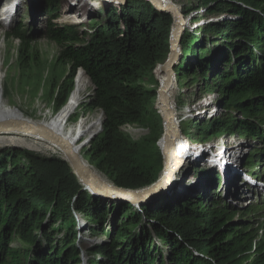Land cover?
<instances>
[{"label":"rangeland","instance_id":"1","mask_svg":"<svg viewBox=\"0 0 264 264\" xmlns=\"http://www.w3.org/2000/svg\"><path fill=\"white\" fill-rule=\"evenodd\" d=\"M129 1L124 0L105 7L100 0H0V9L8 2H13L17 3L13 6L14 8L24 10L16 20L13 19V23L5 26L0 24V97L6 102L0 103V123H5L6 119H24V123H28L26 119L38 120L40 116H45L47 119L42 126L55 123L66 106L77 81L87 76L82 70L84 76L75 78L79 69L76 71L73 87L68 93L66 102L58 110L55 97L64 80L71 74V68L70 65H66L65 61H60L62 47L52 37V30L71 27L69 31L74 35L77 34L78 40L75 44L68 42L65 46H83L93 32V27L104 24L112 13L119 14L122 11L125 14L129 13ZM134 1L136 3L133 6L138 12H142L143 15L150 12L144 7L145 0ZM169 2L178 7L183 14L185 24L188 23L186 27L184 25L179 43L181 49L179 56L185 57V63L195 65L197 62L191 53V48H202L206 52L203 57L210 77L216 76L215 78L219 79V73L228 71V69L231 71L234 67V60L232 58L231 61L229 60V57L233 55L229 44L220 40L214 32L202 33V30L209 25L235 21L238 17L226 12L225 7L214 6L213 0H170ZM236 6L253 11L264 20V16L252 7L242 3H236ZM218 8L222 11L211 13ZM38 9L43 13L39 18L36 14ZM72 10L78 14L76 18L78 24L58 23L64 15L74 14ZM24 14L27 18L30 15L33 19V22H30L33 25H28L29 20L22 16ZM19 26H21L20 33L24 35V39L30 41L28 44L23 45L20 40L9 38ZM172 28L173 23L169 29V44ZM187 36L190 39L185 44L184 40ZM225 51H231V54L228 55ZM257 54L255 53V56L260 57ZM224 60L229 64V68H226L228 64L226 65ZM160 65L162 64L157 65L153 71V78L142 83L144 88L153 90L157 94L156 101H153L150 108L152 118H147L143 124L129 126L138 131L134 135L125 131L128 125L121 128L122 133L130 138L133 144L154 139L155 148L148 147V152L146 151L145 168L147 170L155 167L156 154L162 156L159 145L163 146L164 139H166L164 123L159 112L160 80L155 73ZM162 76L164 74L160 77ZM175 82L176 89L170 92V103L173 112L180 116L179 140H185L187 146H199L200 151L206 156L214 150L224 149L222 146H225L233 150L235 157L237 156L235 148L228 142L236 141L238 146H243L241 161L230 172L227 191L225 192L223 188L221 173L218 171V166H223L225 162L219 156L218 160L222 161L214 162L212 164L215 165L214 167L211 164L206 165L203 159H197L203 162L198 163L200 169L193 174L198 177L199 183L193 185L185 194L180 193L183 191L180 190L178 191L179 196H162L163 198L143 202L142 205L130 206L124 202L116 204L113 199H102L89 192L81 193L78 186L81 182L63 154L51 146H46L41 141L43 138L37 136L38 134H25L9 144L14 147L0 146V176L3 178V180L0 178V184H5V188L12 187L15 178L11 174L19 171L25 182L32 186L29 191L23 190L22 197L28 208L27 213L18 222V226L8 230V233L12 234V239L7 242L8 247L20 252L24 264H41L39 261L44 256L62 264H114L107 249L115 241L120 243L115 256L123 257L124 260L131 258L133 254L145 256L141 253L149 252L151 253L149 258H154V264H174L171 242L176 241L186 249L188 254L193 256L191 259L195 260L196 264H209L208 260L193 247L197 238L192 235L185 238L168 229L165 218L169 215L175 218H188L190 212L187 213V211L210 214L213 210V202L217 203L216 216L233 217L230 221L234 222V225L250 229L252 232L256 231L255 241L263 238L264 194L258 191L262 188L251 186L249 180L243 181L236 171L242 172L257 184L264 181V130L255 127L253 133L242 135L244 131H238V127L229 128L232 120L241 117L238 113L240 109L226 106V102L222 101V95L204 93L200 75L193 74V70L177 75ZM66 85L69 86V81ZM93 95V86L89 81L83 102L80 104L81 108H84L82 111L84 114H81V109L77 108L70 118L67 130L75 136L81 135L82 139L87 142L86 145L77 146L76 149L88 167L94 170L101 180L117 187L94 164L90 163L88 151L91 141L94 138L100 139L102 136V126L101 129L97 127V122H100L98 115L103 118L100 110L85 112ZM228 99L229 97L226 100ZM205 100H213V102L206 104ZM215 121L223 122L225 129L213 126ZM37 142L42 144L35 145ZM145 146L151 145L145 144ZM221 153L220 151V155ZM179 154L180 150L178 159L181 161ZM201 155L203 156V153ZM206 161L210 163L212 160ZM193 175L191 174V179ZM189 176L190 174H187L184 177L188 179ZM212 178L216 180V184L210 188L212 184L209 180ZM211 189H214L217 195L211 196L213 194ZM9 206V215H11L16 204L12 202ZM127 209L129 211L124 214ZM4 211L3 206L0 214ZM176 213L179 214L174 215ZM159 214L161 217L157 216ZM152 216L154 219L150 218ZM8 233L6 236L9 238L11 235ZM145 233L148 235L147 238ZM119 235L120 239H117ZM71 241L73 243L69 245ZM39 246L43 251L40 250L37 255L38 249L36 248ZM128 247H130L129 255L126 251ZM0 256H5L2 249Z\"/></svg>","mask_w":264,"mask_h":264},{"label":"trees","instance_id":"2","mask_svg":"<svg viewBox=\"0 0 264 264\" xmlns=\"http://www.w3.org/2000/svg\"><path fill=\"white\" fill-rule=\"evenodd\" d=\"M213 1L214 6L225 7L226 12L238 19L209 25L202 30V33L212 31L220 37V40L229 44L233 54L229 60L231 61V58L234 60V67L231 71L228 69L219 73V79H216L214 74L215 77L212 78L204 63L205 50L192 47L191 53L197 63L195 65L185 63V57L181 56L175 66V77L193 70V74L200 75L204 93L222 95V101L226 102V106L240 109L237 112L241 114V117L232 120L229 128L238 127V131H244L242 135L253 133L255 127L264 130V20L253 11L236 6V3H242L264 16V0ZM135 3L136 1L133 2V0L128 2L129 13L125 14L123 11L119 14L112 13L104 24L93 27V32L83 46H65L68 42L75 44L78 40L77 34L74 35L69 31L71 27L56 28L51 33L62 47L60 61H65L71 68V74L64 80L55 97L57 109L59 110L66 102L68 93L73 87L76 71L84 70L94 90V95L85 112L100 110L103 114L102 136L100 139L94 138L91 141L88 151L90 163L94 164L115 186L130 190L150 186L162 167V156L156 154L155 167L148 170L145 168L146 151L148 152V147L155 148L154 139L133 144L130 138L122 133L121 128L126 125L143 124L147 118H152L150 108L153 101H156L157 94L153 90L144 88L142 83L152 79L157 65L163 64L167 59L170 53L169 29L173 23L170 14L158 13L150 3L144 1L146 11H150V14L146 12L147 15L138 12L133 6ZM221 8L211 13H218L222 11ZM20 29L21 26L9 38L20 40L23 45L28 44L30 41L24 39ZM188 39L190 38L187 36L184 40L185 44ZM231 51L225 52L230 55ZM255 53H258L260 57L255 56ZM225 64L228 63L225 61ZM226 68H229V64ZM82 76L84 74L79 73L75 78H82ZM67 81L69 86L66 85ZM227 97H229L228 100H226ZM78 108L81 109V114H84L82 112L84 108H81V105ZM98 117L100 122H97V127L101 129L102 117ZM213 126L225 129L221 121H215ZM145 144L151 146H145ZM11 175L15 178L12 187L5 188V184H0V209L5 207V211L0 214L2 227L0 250L2 249L5 255L0 256V264H24L20 252L8 247L7 242L12 239V234H9L8 230L18 226V222L27 213L28 208L22 197L23 190L29 191L32 186L25 182L19 171ZM0 178L3 180L2 176ZM215 183L213 179L212 186ZM78 186L81 189L79 183ZM3 190H5L4 194H2ZM211 191L213 192V194L210 193L211 196L217 195L214 189ZM12 202L16 206L9 215V204ZM114 203L120 202L114 201ZM216 208L217 203L213 202V210L210 214L187 211V213L190 212L188 218H175L169 215L165 218L166 225L168 229L182 237L187 238L188 235L196 237L197 242L193 247L208 260L209 264H242L243 262L264 264V235L263 238L255 241L256 231L252 232L250 229L234 225V222L230 221L233 217L216 216L218 209ZM127 211L129 209L124 214ZM164 213L167 214V212ZM157 216L161 217V214ZM150 218L154 219V216ZM7 233L11 235L9 238L6 236ZM145 234L147 238L148 235ZM117 239H120V235ZM72 243L71 241L69 245ZM171 244L174 264L197 263L178 242L172 241ZM119 247L120 243L115 241L107 249L114 264L155 263L154 258H149L151 257L149 252L141 253L145 256L133 254L127 260L122 259L123 257L118 258L115 254ZM36 249L39 255L42 249L40 246ZM129 249L130 247L126 248L127 255L130 254ZM39 262L62 264L52 258L47 259L46 256Z\"/></svg>","mask_w":264,"mask_h":264},{"label":"bare ground","instance_id":"3","mask_svg":"<svg viewBox=\"0 0 264 264\" xmlns=\"http://www.w3.org/2000/svg\"><path fill=\"white\" fill-rule=\"evenodd\" d=\"M160 1H161V3L164 6H171V7L176 8L178 11H180L178 9V7H176L175 4H174L175 5L174 6V5H172L169 2L170 0H160ZM13 2H8L7 4L3 5V7H2L3 10H5L4 13H3L5 19H7L9 14L12 17L11 18V22L9 24L13 23V19L16 20L17 16L22 14L23 11H24V10L22 11V10L14 8L13 6L16 5L17 3H13ZM21 7H23V5H21ZM36 14H38V18H39L41 16V14H43V13H42V11L40 12L39 9H38ZM0 15H2V14H0ZM22 16L26 17L25 14L22 15ZM26 19L29 20L30 24H28V25H33V23H31V22H33V19L30 18V15H28V18L26 17ZM28 20H27V23H28ZM58 23L75 25V24H78L79 22L76 21V16H73V13H72L70 15H68V14L64 15L63 18L58 20ZM184 25L186 27L188 25V23H186V24L184 23L183 24V26H182L183 30L185 28ZM3 26H5V25H3ZM177 52H178L177 57H179V53H181L180 47L177 49ZM178 62H179V60H178ZM78 72L79 73H84L82 70H79ZM155 73L158 76L160 82H162L165 79V75L160 77L161 74L163 75V73L161 71V68H157ZM175 81H176V77L174 76L173 83H172V85L170 87V90H169V94H170L169 104H170L171 109H172V106H171V103H170V98H171V93L176 89V82ZM88 85H89V81H88L87 77H83L82 79L77 81L76 86H75L73 92L71 93L66 106L60 112L59 118L57 119V121L55 123H53L51 125L47 124L46 126H42L43 122L47 121L45 116H40V118L38 120L37 119L36 120L26 119L25 121H27L28 123H24V119H6V120H4L5 123H0V125L8 124V123H24V124L31 125V126L42 127L44 129L50 131L51 133L58 135L59 137H61L65 141H67L70 144V146L73 149V151L75 153H77L78 155H80V153H78L76 147L77 146H84V145L87 144V142L82 139L81 135L75 136L71 131L67 130V128L70 125L71 116L76 112L77 108L83 102L84 92L86 91ZM204 97L206 98L207 95L204 96ZM212 102H213V100H207V101L205 100L204 101V103H206V104H211ZM0 103H6L5 99L0 97ZM172 112H173V109H172ZM173 114H174L175 124H176V126L178 128V131H179V127L178 126L180 125V123H179L180 116L175 114L174 112H173ZM98 116H100V115H98ZM100 117H102V116H100ZM164 129H165V132H166V139H164V145L163 146H159V148H160V150L162 152L164 151V149L166 147L165 145L169 142L168 140L171 138L172 130H173V129H171V125L170 124H164ZM125 131L128 134H131V135L136 134V131L134 129H132V128H126ZM28 133H33V132H25V131H4V132H0V146L5 145L4 147H7V145H8L10 148H11V146L14 147V145H9V144L14 143L16 140L20 139L23 135L28 134ZM137 133H138V131H137ZM33 134H35V133H33ZM37 136L43 138L41 141H43L46 146H51L54 149L58 150L61 154H63L65 160L69 163L65 153L63 152V150L59 146H57L54 142L44 138L40 134H38ZM163 136H164V134H163ZM228 143H229L230 146H233L235 148V154L237 153V156L235 155V157H234V155L232 153L233 150L231 148H228V147H225V146H222V147H224V149L214 150L213 152H211L210 155L206 156L204 154V152L200 151L199 146H187L186 145V141L184 140L183 146H177V152L179 153V150H180V154L179 155L181 156L180 169L178 170V172H175L172 181L169 182L164 187L163 192L161 191V193H157L154 197H152L150 199H145L142 202L131 203V202H129V200L124 199L122 197H118V196H111V195H104L103 196V195H101V196H97V197L102 198V199H113V201H115V202H124V203H128V204H130L132 206V205H142L143 202H149L150 200H155L157 198L159 199V197L161 198L162 196L163 197L172 196V195L173 196H179L178 195V191H180V190H183L180 193H182V194L184 193L185 194V192H187L193 185L199 183L198 177L193 175V174H196L197 171H199V169H200V165H198V163L202 162V161H198V160L199 159H203V162L205 161L206 165L207 164H211V166L214 167L215 165H212L214 162L220 163L222 161V160H218L219 156L222 157L220 159H224V162H225V164L223 166H221V167L218 166V171L221 173L220 178H221V181H222V184H223V188H224V190L226 192L228 183L230 182V172L233 170V168L237 167L238 164H239V161H241V158H242L241 148L243 147V146H238V143H236V141H234V142H232V141L230 142L229 141ZM39 144H42V143L37 142L35 145H39ZM223 145H225V144L223 143ZM22 146H24V145H22ZM218 147H220V146H218ZM19 148H21V147H19ZM220 151L222 152L221 155H220ZM202 153H203V156L201 155ZM80 156H82V155H80ZM189 158H191V159L188 160ZM206 160H212V161H210V163H209ZM196 161H197V163H196ZM69 165H70V163H69ZM194 168H197V169H194ZM187 174H190V176H189L190 178H188V179H187V177H184V176H187ZM191 174L193 175V179H191ZM77 177H78V175H77ZM79 180H80V178H79ZM183 180H185V181L183 182ZM212 180H213V178H212ZM212 180H209L210 184H212ZM80 182H81V180H80ZM219 183H220V180H219ZM212 187L213 186L210 185V188H212ZM216 191L218 192L217 188H216ZM263 191H264V189H261V190H259V193H263L264 194ZM163 193H165V194H163Z\"/></svg>","mask_w":264,"mask_h":264},{"label":"water","instance_id":"4","mask_svg":"<svg viewBox=\"0 0 264 264\" xmlns=\"http://www.w3.org/2000/svg\"><path fill=\"white\" fill-rule=\"evenodd\" d=\"M105 7H109L112 4H118L124 0H100ZM150 3L152 8L162 13L171 14L173 17V28L171 32L170 40V53L165 62L158 68H161L162 73L165 75V79L160 82V89L158 95L159 111L162 116L164 124H170L172 130V136L165 145V149L162 152V167L156 178V180L140 190H126L122 188L114 187L109 182L101 180L95 171L90 169L88 165L82 160L81 156L73 151L70 144L50 131L37 126H31L24 123H8L0 125V132L4 131H25L40 134L44 138L54 142L65 153L73 171L78 175L81 180L80 192H89L93 196L111 195L118 196L129 200L131 203L142 202L145 199L154 197L157 193L163 192L164 187L172 181L175 172L180 169V161L178 159L177 146H183L184 140H179V131L174 121V114L169 104V90L173 83L175 76V66L180 60L181 56L177 57V49L180 47V38L183 31V14L176 8L171 6H164L160 0H145ZM103 124V118L101 126Z\"/></svg>","mask_w":264,"mask_h":264},{"label":"clouds","instance_id":"5","mask_svg":"<svg viewBox=\"0 0 264 264\" xmlns=\"http://www.w3.org/2000/svg\"><path fill=\"white\" fill-rule=\"evenodd\" d=\"M4 11L5 10H3L2 11V8L0 9V14H2V15H0V24H2V25H7V24H9L10 22H11V15L9 14L8 15V17H7V19H5V17H4V15H3V13H4ZM73 11V10H72ZM73 12H75L73 15H75L76 16V18H77V16H78V14H77V12L76 11H73ZM71 14V13H70ZM5 19V20H4ZM82 70V69H81ZM212 104V103H211Z\"/></svg>","mask_w":264,"mask_h":264},{"label":"built area","instance_id":"6","mask_svg":"<svg viewBox=\"0 0 264 264\" xmlns=\"http://www.w3.org/2000/svg\"><path fill=\"white\" fill-rule=\"evenodd\" d=\"M74 16H75V15H74ZM79 70H81V69H79ZM128 128H130L129 125H128ZM135 131L137 132V130H135ZM158 145H159V144H158ZM159 146H160V145H159Z\"/></svg>","mask_w":264,"mask_h":264}]
</instances>
